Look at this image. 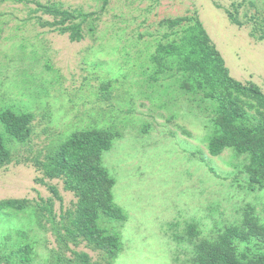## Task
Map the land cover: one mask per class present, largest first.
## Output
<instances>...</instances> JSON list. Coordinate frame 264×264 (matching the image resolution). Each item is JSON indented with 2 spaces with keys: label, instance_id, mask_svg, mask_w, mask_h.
Segmentation results:
<instances>
[{
  "label": "rangeland",
  "instance_id": "374dc122",
  "mask_svg": "<svg viewBox=\"0 0 264 264\" xmlns=\"http://www.w3.org/2000/svg\"><path fill=\"white\" fill-rule=\"evenodd\" d=\"M32 1L0 0V112L34 115L26 143L7 135L0 122L12 157L0 167V200L28 201L22 210L0 211L3 264L60 258L76 264L71 251L88 254L92 264H199L200 246L217 242L227 228L247 230L246 220L264 226V180L250 182L249 155L232 148L210 155L216 102L177 70L176 58L157 53L160 44L179 42L192 23L171 28L163 20L198 17L231 76L264 93V0H37L94 12L73 20L82 24L80 41ZM248 113L264 122L254 108ZM83 130L114 135L100 165L114 180L112 203L124 219L98 220L118 234L113 257L82 238L65 240L78 195L35 164ZM232 244L238 256L264 254V243L253 236Z\"/></svg>",
  "mask_w": 264,
  "mask_h": 264
},
{
  "label": "trees",
  "instance_id": "16d2710c",
  "mask_svg": "<svg viewBox=\"0 0 264 264\" xmlns=\"http://www.w3.org/2000/svg\"><path fill=\"white\" fill-rule=\"evenodd\" d=\"M23 2L24 0H13ZM108 0H104L103 5ZM26 2V1H25ZM28 2V1H27ZM43 13L58 18L55 23L61 24L59 30L68 32L72 41L83 38L81 22L73 20L81 17L86 21L94 12L84 13L81 10H62L55 6H47L37 0L32 1ZM229 18L239 24L230 13ZM184 22H192L182 29L180 41L160 44L158 57H174L177 59V70L187 73L196 82V88L202 89L204 95L216 102V129L208 141L210 155H219L225 148H232L238 154H248L249 163L245 169L250 175V182L259 186L264 180V122L254 121L248 110L255 111L264 118V93L252 82H241L231 76L229 68L221 53L217 50L207 30L198 17L180 16L163 20L162 24L175 27ZM49 24V23H42ZM264 39V35L260 36ZM31 112H14L6 108L0 112V122L4 131L20 143L29 141L32 133ZM113 134L107 130H83L72 133L57 149L47 154L45 161L35 160L48 178H62L67 190L78 195V203L74 212H69L68 226L64 227L65 240L76 242L82 238L92 248L105 252L108 256L116 255L120 245L117 233H110L102 227L98 220L101 215L111 220H122V210L112 203V187L114 180L100 165V157L110 149ZM11 152L6 147L5 137L0 134V167L10 163ZM57 195V191L52 188ZM25 199L8 198L0 200V211L5 209L22 210L27 206ZM51 213V209L48 208ZM247 230L237 227L227 228L217 242L200 246L197 261L199 264H264V254L252 255L235 253L233 240L253 236L264 243V226L255 225L246 220ZM62 241L61 239H59ZM66 243L62 241V245ZM22 261L29 260L28 245L20 248ZM76 264H92L88 254L71 251ZM71 264V259H66ZM65 262V259H64ZM0 264L3 259L0 256ZM52 264H63L62 258Z\"/></svg>",
  "mask_w": 264,
  "mask_h": 264
},
{
  "label": "crops",
  "instance_id": "0c3cea01",
  "mask_svg": "<svg viewBox=\"0 0 264 264\" xmlns=\"http://www.w3.org/2000/svg\"><path fill=\"white\" fill-rule=\"evenodd\" d=\"M212 40V39H211ZM213 41V40H212ZM218 50V49H217ZM219 51V50H218ZM220 52V51H219ZM221 53V52H220ZM222 55V54H221ZM223 57V56H222Z\"/></svg>",
  "mask_w": 264,
  "mask_h": 264
}]
</instances>
